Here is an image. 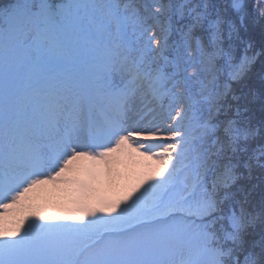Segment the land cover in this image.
Wrapping results in <instances>:
<instances>
[{
    "label": "snow or ice",
    "instance_id": "1",
    "mask_svg": "<svg viewBox=\"0 0 264 264\" xmlns=\"http://www.w3.org/2000/svg\"><path fill=\"white\" fill-rule=\"evenodd\" d=\"M257 17L0 0V264H264Z\"/></svg>",
    "mask_w": 264,
    "mask_h": 264
},
{
    "label": "trees",
    "instance_id": "2",
    "mask_svg": "<svg viewBox=\"0 0 264 264\" xmlns=\"http://www.w3.org/2000/svg\"><path fill=\"white\" fill-rule=\"evenodd\" d=\"M209 3H222V2H227V0H208ZM256 0H247V3L251 7L254 5ZM248 34L252 37V42L254 44V51L257 53V60L255 65L253 66L252 70V80L253 83L256 85L257 88H259L260 83H259V77L261 73H264V55H260V42L262 37H264V19H261L259 17L252 19L249 21V31ZM249 54H252L251 51ZM256 177L260 176V173L257 172ZM258 180V179H257ZM254 183L256 182L259 184L258 181H253ZM256 198H259V190L256 192Z\"/></svg>",
    "mask_w": 264,
    "mask_h": 264
},
{
    "label": "rangeland",
    "instance_id": "3",
    "mask_svg": "<svg viewBox=\"0 0 264 264\" xmlns=\"http://www.w3.org/2000/svg\"><path fill=\"white\" fill-rule=\"evenodd\" d=\"M224 1H225V0H224ZM220 3H221V2H220ZM222 3H226V2H222ZM253 181H258V180H257L256 178H254ZM253 181H252V183H254ZM255 183H256V182H255ZM256 184H257V183H256Z\"/></svg>",
    "mask_w": 264,
    "mask_h": 264
}]
</instances>
